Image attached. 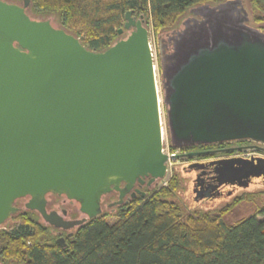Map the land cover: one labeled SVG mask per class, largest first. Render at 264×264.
<instances>
[{"label":"water","instance_id":"obj_1","mask_svg":"<svg viewBox=\"0 0 264 264\" xmlns=\"http://www.w3.org/2000/svg\"><path fill=\"white\" fill-rule=\"evenodd\" d=\"M237 4L199 7L201 19L177 32L170 52L159 45L174 147L264 143V33L246 24L247 12ZM28 5L0 0V225L26 198L25 209L70 230L101 214L110 192L120 204L136 182L150 186L165 177L153 51L143 14L126 11L118 34L127 35L95 52L49 18L31 17ZM208 165L214 182L202 194L197 183ZM188 167L201 169L196 201L216 195L221 185L246 188L264 178V157ZM48 194L76 202L82 217L47 210ZM56 241L65 246L63 236Z\"/></svg>","mask_w":264,"mask_h":264},{"label":"trees","instance_id":"obj_2","mask_svg":"<svg viewBox=\"0 0 264 264\" xmlns=\"http://www.w3.org/2000/svg\"><path fill=\"white\" fill-rule=\"evenodd\" d=\"M216 1L29 0L27 12L33 18L55 14L60 28L86 49L101 52L122 38L118 29L128 10L135 18L143 14L145 26L150 21L159 30L190 6ZM247 1L252 21L263 22L264 0ZM177 188L175 176L159 189L143 188L144 196L115 207L113 223L101 213L69 236L25 210L18 226L0 231V253L13 264H264V201L249 215L228 222L225 208L184 210L174 200ZM60 236L65 246L57 243Z\"/></svg>","mask_w":264,"mask_h":264},{"label":"rangeland","instance_id":"obj_3","mask_svg":"<svg viewBox=\"0 0 264 264\" xmlns=\"http://www.w3.org/2000/svg\"><path fill=\"white\" fill-rule=\"evenodd\" d=\"M228 0H218L216 2H203L198 3L195 5L190 6L187 8L180 16H178L173 22L166 24L163 28L159 30H155L149 21L147 25L148 32H149V42L151 44V48L153 51V57L155 62V71H156V79L159 91V98H160V110H161V119H162V126H163V143H164V151L168 154H175L174 159H170L167 162V172L165 177L162 180H158L155 184H151L150 186H144L146 191H152L153 189L160 188L162 186H166L169 181L175 176L178 181V188L174 193V200H176L184 210L186 211H202V212H216L223 208H225L226 213L224 219L228 222H232L238 220L242 217L249 215L250 213L254 212L257 206H259L264 201V178H256L253 183H251L246 188H239L235 192L230 195H225L221 198H217L214 201L210 200H194V193L192 192L193 182L196 179L194 169H188L190 163L194 160L202 159L197 156V154L188 155L189 149L187 147H174L171 145L169 137H168V128H167V121H166V107L163 103V89L161 86V74H160V66L158 65L159 62V45H163L165 52H170L173 47V37L176 36L177 32L182 31L186 23H192L193 20H200L201 16L197 10L201 6H217L221 3H224ZM22 2V1H21ZM20 3V2H19ZM237 7H242L248 16V21L246 24L260 29L264 33V21L258 23L252 21V12L250 11V7L247 0H240V4H237ZM42 18H49L54 26L61 27V24L58 22V18L55 14H49ZM38 17L37 19H42ZM124 23V20H123ZM122 23V26H123ZM121 26V27H122ZM129 30L123 31L120 37H125ZM244 141V140H243ZM243 141L241 143H243ZM247 143V141H244ZM249 143H259L254 140H249ZM233 144H237L236 142ZM200 146L201 148H207V144L203 147L202 145H195ZM189 147V146H188ZM197 149V148H195ZM248 153L250 151H244ZM257 152V151H253ZM235 154V152H229ZM264 156V151L257 152ZM213 156L217 157L220 156L219 153L213 154ZM109 195V194H108ZM58 197V198H54ZM110 198H113L111 196ZM50 200V208L55 209L60 212L61 209L68 210L69 215H67V219H76L81 218L82 214L78 211V204L73 201H68L62 196H51L48 197ZM26 201V200H25ZM24 201V202H25ZM21 205V213H17V215L11 216L5 223L4 226L8 227V225H12L13 227L18 226L22 221V213L27 210L24 208V204L20 203ZM102 213H105L106 220L109 223H113L115 221V210H112L108 206H106L105 202L101 203ZM35 212V211H34ZM39 222L46 224L38 213ZM48 225V224H46ZM65 233V232H64Z\"/></svg>","mask_w":264,"mask_h":264},{"label":"flooded vegetation","instance_id":"obj_4","mask_svg":"<svg viewBox=\"0 0 264 264\" xmlns=\"http://www.w3.org/2000/svg\"><path fill=\"white\" fill-rule=\"evenodd\" d=\"M243 140H233V141H224V142H219V143H214V144H207V148H200L198 146H189L187 148H191L189 149L188 155L191 154H197V156H199V158L202 159H198V160H194L192 161V163L190 164H196L198 165L199 163H208L210 161L213 160H217V159H221V158H230V157H237V158H242V159H247V158H251V157H264L262 156V154L257 153L264 151V143L263 142H259V143H249V140H244L247 141L243 143H241ZM237 143V144H233V143ZM257 142V141H256ZM203 147H205L204 145H202ZM197 148V149H195ZM250 151L248 153H245L244 151ZM253 151H257V152H253ZM229 152H235V154H231ZM219 153L220 156H213V154H217ZM189 169V168H188ZM192 169H194V167H192ZM191 169V170H192ZM195 170V169H194ZM201 172V169H198L195 171V177ZM212 166H206L204 169V173H202L200 175V178L198 180V186L197 188H199V190L201 191L202 194L206 193V188L207 186L213 184V179H212ZM260 178V177H259ZM256 178H253L252 181L249 183V185L251 183H253L255 181ZM147 180V178H145V181ZM194 184V182H193ZM248 185V186H249ZM144 186H146V184L144 183L143 185L139 186V184L136 182L134 184V186L130 189L129 192H127L123 198H122V202L120 204H116V201H118V193L117 192H110L109 195H105L102 199V203L105 202L106 206H108L109 208H111L112 210H115L116 206H119L125 202H128L130 200H133L137 197H141V195L138 192H135L136 189H140L141 191H143ZM241 187H232V186H228V185H221L218 187V191L216 192V195H212V196H207L204 197L202 199L199 200H210V201H214L217 198H221L225 195H230L233 192H235L237 189H239ZM193 189V188H192ZM135 192L134 197L131 196V193ZM145 192V191H144ZM51 196H55L53 194H48L46 196V208L47 210H55V209H51L50 208V200H48V197ZM111 196H113V198H110ZM195 197V195H194ZM54 198H58V197H54ZM25 199H19L17 200L14 205L16 207L19 208L18 212H21V205H19L20 203L24 204ZM113 204V205H110ZM62 210L65 209H61L59 213L62 214ZM66 211V215H64L63 217L65 219H67V215H69L68 210ZM37 213V212H36ZM11 217V216H10ZM8 217L5 222L10 218ZM4 222V223H5ZM4 223H2L0 225V231H10L13 226L12 225H8V227L4 226ZM55 229V228H54ZM73 229L70 230H59V229H55L56 233H60V232H65L66 235H68L69 232H71ZM64 237V236H63ZM0 264H13V262L11 260H6L0 253Z\"/></svg>","mask_w":264,"mask_h":264},{"label":"built area","instance_id":"obj_5","mask_svg":"<svg viewBox=\"0 0 264 264\" xmlns=\"http://www.w3.org/2000/svg\"><path fill=\"white\" fill-rule=\"evenodd\" d=\"M163 127V126H162ZM163 135H164V133H163ZM163 151H164V143H163ZM165 152V151H164ZM166 153V152H165ZM167 155H168V161L170 160V159H174L175 158V154H173V153H171V154H168V153H166Z\"/></svg>","mask_w":264,"mask_h":264}]
</instances>
